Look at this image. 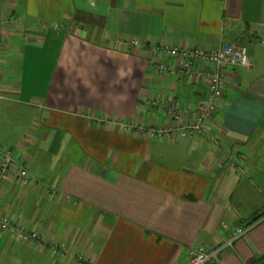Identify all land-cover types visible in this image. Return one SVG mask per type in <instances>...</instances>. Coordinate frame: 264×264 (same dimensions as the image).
Segmentation results:
<instances>
[{
	"label": "crops",
	"instance_id": "0c3cea01",
	"mask_svg": "<svg viewBox=\"0 0 264 264\" xmlns=\"http://www.w3.org/2000/svg\"><path fill=\"white\" fill-rule=\"evenodd\" d=\"M132 40L241 44L250 66L226 69L205 135L149 139L123 123L168 126L148 101L198 106L208 86ZM0 146L30 173L0 211L69 249L0 231V264H184L238 227L216 264H264V0H0Z\"/></svg>",
	"mask_w": 264,
	"mask_h": 264
},
{
	"label": "built area",
	"instance_id": "2783aa9c",
	"mask_svg": "<svg viewBox=\"0 0 264 264\" xmlns=\"http://www.w3.org/2000/svg\"><path fill=\"white\" fill-rule=\"evenodd\" d=\"M131 48H147L151 58L152 66L159 75L179 74L192 78L196 81H204L208 86V95L205 101L198 106H179L162 98H153L148 104L162 110L170 120L168 126L123 123L125 129L136 131L149 139L179 138L188 141L194 136L201 137L208 132V123L212 121L218 105L224 96L226 69L233 67H249L250 59L248 50L244 45L228 43L217 49L201 47H168L150 45L132 40L128 43ZM166 58L178 61V67L166 63ZM212 67V68H211ZM112 124L118 121H111ZM222 165V164H221ZM220 165V166H221ZM14 169H18L19 180L29 184V171L20 166L14 159L13 153L0 146V198L3 194L5 183L11 177ZM244 170H241V172ZM248 228L238 227L231 232L226 240L219 244L210 246H197L188 250L187 259L184 264H216L227 249L233 247V243L242 237ZM0 231L10 232L16 235L24 243H35L42 248H50L58 258L69 255V249L58 242H49L47 238L28 227L15 223L11 217L0 211ZM86 264H93L91 260L83 256H77Z\"/></svg>",
	"mask_w": 264,
	"mask_h": 264
},
{
	"label": "trees",
	"instance_id": "16d2710c",
	"mask_svg": "<svg viewBox=\"0 0 264 264\" xmlns=\"http://www.w3.org/2000/svg\"><path fill=\"white\" fill-rule=\"evenodd\" d=\"M263 216H264V214H261L260 216L254 218V220H253L249 225L254 224L256 221H258L259 219H261ZM246 228H247V227H246Z\"/></svg>",
	"mask_w": 264,
	"mask_h": 264
},
{
	"label": "rangeland",
	"instance_id": "374dc122",
	"mask_svg": "<svg viewBox=\"0 0 264 264\" xmlns=\"http://www.w3.org/2000/svg\"><path fill=\"white\" fill-rule=\"evenodd\" d=\"M34 112L32 111V114H33Z\"/></svg>",
	"mask_w": 264,
	"mask_h": 264
}]
</instances>
